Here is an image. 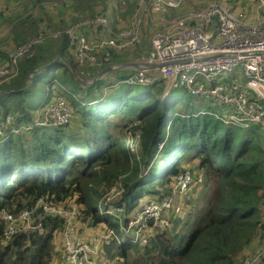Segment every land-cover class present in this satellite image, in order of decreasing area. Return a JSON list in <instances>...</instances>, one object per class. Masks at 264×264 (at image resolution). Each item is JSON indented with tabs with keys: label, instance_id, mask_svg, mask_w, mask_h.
I'll list each match as a JSON object with an SVG mask.
<instances>
[{
	"label": "trees",
	"instance_id": "obj_1",
	"mask_svg": "<svg viewBox=\"0 0 264 264\" xmlns=\"http://www.w3.org/2000/svg\"><path fill=\"white\" fill-rule=\"evenodd\" d=\"M42 1L0 0V24L16 5L20 17L31 18ZM236 1L243 9L236 7ZM232 2L235 10H248L245 0ZM75 5L87 17L106 10L104 5L94 6L92 0H76ZM43 21L51 28L67 26L48 14L29 23L23 19L20 27L35 26L34 35L27 36L25 29L9 21L12 36L8 41L0 38V47L8 49L0 48V55L7 57L10 50L35 39L46 24ZM58 56L70 61L79 77L89 81L104 68L95 70L75 62L63 34L58 40L35 45L19 59L16 75L0 84V116L17 114L16 127L31 123L33 110L47 104L53 95L65 96L74 108V117L66 126H34L0 139V211L17 214L38 200L61 208L75 206L74 227L83 240L110 231L121 237L101 245L92 257L94 264H103L96 261L101 248H106L105 257L111 260L107 264H242L264 237V137L259 127L223 124L212 114L216 107L204 109L202 100L186 96L185 89H172L163 99L162 89L156 86L121 83L107 92L101 89L102 79L85 86L61 59L33 74L32 84L23 89L30 72ZM121 56L113 53L110 62L120 63ZM127 73L118 72L117 80ZM66 85L87 98V103L75 108L74 96L62 92ZM52 88L58 91L52 93ZM39 92L43 93L41 103ZM115 115L117 119L110 118ZM183 160L193 161L197 172L186 169ZM185 172L191 173L192 182L184 195L194 183H213L204 203L182 205L174 213L180 229L169 233L165 230L169 226L156 227L146 245L133 242L134 229L125 235L120 226L126 227L144 203L171 197L178 176ZM113 186H119L121 192L113 202H106L104 197ZM178 197H173L176 204ZM116 206L122 208L118 217L102 212ZM39 219L43 232H21L6 239L0 219V264H52L58 254L53 252V238L61 233L62 220L38 213L34 221ZM98 224L102 228L93 232ZM253 240L256 245L246 249Z\"/></svg>",
	"mask_w": 264,
	"mask_h": 264
},
{
	"label": "built area",
	"instance_id": "obj_2",
	"mask_svg": "<svg viewBox=\"0 0 264 264\" xmlns=\"http://www.w3.org/2000/svg\"><path fill=\"white\" fill-rule=\"evenodd\" d=\"M253 1L252 12L235 10L231 0H214L197 11L188 10L179 17L167 19L164 15L179 8L183 0H138L134 18L126 30L113 32L108 19L98 16L50 35L57 38L67 34L79 65L100 69L110 63L111 50L120 52L137 46L142 38L141 30L148 23L153 31L149 50L143 56V63L133 67L123 83L158 86L163 99L172 89H185L192 97L215 106L220 114H212L225 125L241 128L257 125L264 137V0ZM156 23L159 29L154 28ZM88 25L101 27L109 36L89 42L77 33L78 28ZM41 35L44 39L43 32ZM32 40L9 53L6 67L0 68V84L16 75L18 61L29 54ZM233 72L234 76H225ZM14 117L9 114L0 117V139L34 126H66L73 119L74 111L64 97L56 95L35 110L31 123L16 127ZM191 182V173L179 175L171 197L161 202L144 203L133 220L120 228L125 234L134 229L131 240L146 245L147 239L141 232L167 228L170 213L180 211L173 201L174 195H183ZM120 192L119 186H113L110 197ZM38 211L61 218L62 250L67 264H94L92 257L101 245L109 244L112 238L118 239L110 231L101 237L93 236L90 241L83 240L74 227L76 208L56 207L43 200L17 214L0 211L3 237L10 238L21 232H43L42 220L34 221ZM102 212L118 217L122 208L109 207ZM242 264H264V237Z\"/></svg>",
	"mask_w": 264,
	"mask_h": 264
},
{
	"label": "rangeland",
	"instance_id": "obj_3",
	"mask_svg": "<svg viewBox=\"0 0 264 264\" xmlns=\"http://www.w3.org/2000/svg\"><path fill=\"white\" fill-rule=\"evenodd\" d=\"M43 1H51V2H56V3H62L63 5H64V9H66V11H60V10H58L60 13H61V15H62V17H63V19L66 21V22H71V24L70 25H68L66 28H65V30L66 29H68L69 27H71L72 25H75V24H77L78 22H80V21H83V20H85L84 19V17H86V16H84V15H86L84 12H82L81 11V7L79 8V9H77L76 8V5H75V3H76V0H43ZM42 1V2H43ZM78 1V0H77ZM108 1H110V2H114V3H117L116 2V0H92V4H95L96 5V7H99V8H102V6L104 5L105 6V4L108 2ZM213 0H183V2H182V5L179 7V8H177V9H174V10H170L166 15H164L165 16V18H167V19H171V18H174V17H179V16H181L185 11H188V10H194V11H197V10H199V9H201V8H203V7H205L206 5H208L209 3L211 4V2H212ZM246 2H245V5H244V9L246 8V9H248V12H252L253 10H254V8H255V2L253 1V0H245ZM240 3H241V1H240ZM205 4V6H203V7H199V8H196V7H192L193 5H198V6H201V5H204ZM236 7H238V8H242L243 9V7L242 6H239L238 5V1H236ZM19 6V5H18ZM17 6V7H18ZM40 6H41V2H40ZM17 7H13V11L11 12V13H8V17L5 19V20H3V22L4 23H1V25H2V27H4L5 28V25L6 24H8L9 23V21H13L14 20V23H15V25H17V27L18 28H20V23H22V21H23V19H27V22L26 23H29L32 19H34V18H36V17H34V16H40V11L39 10H41L40 9V7L39 8H36L34 11H39V15H37L35 12L34 13H32V17L31 18H22V17H20L19 15H20V13H18V12H21V11H19L18 10V8ZM120 9H123L121 12H117V13H114V15L117 17V19H116V23H120V25H125L129 20H130V18H131V15H132V13H133V8L132 9H130L129 8V5H123L122 7H120ZM25 11V10H24ZM23 11V12H24ZM105 11V10H104ZM107 11V10H106ZM172 11V12H171ZM103 12V11H102ZM147 26H149V24H146ZM145 26V25H144ZM24 27H28V33H23L24 35H27V36H31V35H34V31H35V26H33V25H31V26H29V24H25V26ZM159 27H160V25L158 24V23H156L155 24V26H154V28L155 29H159ZM7 30H9L8 28H7ZM43 34H44V32H43ZM151 34L153 35V31H152V28H150L148 31H146V35L144 34H142V38H141V41H140V43L135 47V48H138L137 50H134V54L135 55H137V51L139 52V54H141V53H145L146 51H148L149 50V45H150V42H149V40L151 41V39H150V36H151ZM62 35V34H61ZM32 41H34L33 42V44H32V46H31V48H30V51H31V49L35 46V45H38V44H40V43H42L43 41H45L43 38H42V35H41V33H40V31L38 32V37L35 39V40H32ZM29 42H31V41H29ZM28 42V43H29ZM1 48V47H0ZM1 50H8L7 48H1ZM12 50H10L9 52H8V54H7V57L6 56H1L0 55V68H3V67H6V65H7V59H8V55H9V53L11 52ZM123 56V55H122ZM121 56V57H122ZM6 57V58H5ZM2 62V63H1ZM234 73L235 72H233V73H231V74H227V75H225V76H234ZM81 78V77H80ZM156 87H158V86H156ZM103 88V85L101 86V89ZM159 88V87H158ZM52 90V93H54V92H56V91H58V89L57 88H52L51 89ZM63 92V94H65V95H67V93H70L71 95H73V96H78V91L76 90V89H74V88H72V87H70V85H66V88H65V91H62ZM43 93L41 94L40 92H39V94H38V101L41 103L42 102V100H43ZM188 95V93L186 94V96ZM84 102H86V100H85V98H82V97H80L79 99H77V100H75L74 102H73V106L75 107V108H78L80 105H82ZM87 103V102H86ZM208 106H210L209 105V103L208 102H206V101H204V100H202V107L205 109V108H207ZM217 114H220V111L219 110H216L215 111ZM7 114H9V115H12L13 117H14V115H15V117L17 116V114H12V113H10V112H8ZM76 115V114H75ZM15 117H14V119H15ZM110 118L111 119H114V118H118V116H110ZM77 120V118H75L73 121H72V123H74L75 121ZM184 161V166H185V168L186 169H193V166H194V163H193V161H185V160H183ZM196 170H198V169H193V170H191V171H195V172H197ZM205 184H204V181L203 182H200V183H198V184H193L192 186V188L187 192V194H183V195H179V197H178V203L176 204V206L179 208V210L181 211V208H182V205H185V207H186V205H191V206H198V205H202L203 203H204V199H205V197L207 196V194H208V192H209V189H210V186L209 185H213V183L212 182H210L209 184H208V186H204ZM110 195H111V193H110V190L108 191V193L105 195V197H104V200L106 201V202H113V199H115V197H110ZM192 204H194V205H192ZM73 205V204H72ZM71 206V205H70ZM75 207V206H74ZM197 209H198V207H197ZM196 212V210L194 211V212H192V214L189 216V220H191V219H193L192 218V216H193V214ZM38 213H41V212H37L36 214H38ZM187 215H188V213H187ZM173 216H175V214L174 213H170V218L172 219V220H170L171 222H170V225H169V227L167 228V229H165L167 232H169L170 233V231H173V230H177V228L179 227V222H176V221H174V217ZM186 216V215H185ZM187 217V216H186ZM186 217H185V219H186ZM120 220H122V217H121V219ZM190 224H191V221L190 222H187L186 224H185V228L186 229H188L189 227H190ZM118 225H120V224H118ZM102 224H98L97 226H96V228L95 227H93V228H95V229H91L93 232H95V231H98V230H100L101 228H102ZM179 229H180V227H179ZM81 230H83V227L81 228ZM88 230H90L89 228H88ZM153 230L154 229H152V231H150L149 232V229H145L144 231H142L141 232V235L144 237V238H146L147 239V237H148V235L150 234V233H152L153 232ZM91 231V232H92ZM127 234H130V233H126L125 235H127ZM105 235V234H104ZM104 235H101V236H104ZM101 236H98V237H101ZM126 237V236H125ZM121 237H118V239H120ZM118 239H116L117 241H118ZM61 244H62V230H61V233H58V234H55V236H54V238H53V252L54 253H56V251L58 252V254H54L55 256L53 257V260H52V264H65V261H64V258H63V251H62V246H61ZM142 246H144V245H142ZM105 249L106 248H101V251H100V253H99V255L95 258L96 259V261H100V262H102L103 264H107V263H111V260L109 259V262L107 261V259H106V257H105ZM57 255H58V257L59 258H57Z\"/></svg>",
	"mask_w": 264,
	"mask_h": 264
},
{
	"label": "crops",
	"instance_id": "obj_4",
	"mask_svg": "<svg viewBox=\"0 0 264 264\" xmlns=\"http://www.w3.org/2000/svg\"><path fill=\"white\" fill-rule=\"evenodd\" d=\"M137 1L138 0H116L117 3H114V2H110L108 1L106 4H105V8L106 10L103 12V13H100L99 15L97 16H94V17H84L85 20H91V19H94L95 17H98V16H103L105 17L106 19H108L109 21V26H110V29L113 31V32H118V31H121V30H126L130 27V24L134 18V14H135V11L137 9ZM214 1V0H213ZM232 2V0H231ZM133 4V13L131 15V18L130 20L125 24V25H120V23H116V19L117 17L114 15V13H117V12H121L123 9H120V7H122L123 5H131ZM232 5H233V2H232ZM18 6V5H16ZM94 6H96L94 4ZM10 7H13V6H10ZM41 10L40 11V16H43L45 14H48L50 16H52V19L56 22V21H64L67 26L71 24V22H66L61 13L58 11H66V9H64V5L62 3H56V2H51V1H43L41 2V6L40 4L36 6V8H39ZM114 8L116 9L114 11ZM39 11H32V13H36L37 15H39ZM248 11V10H247ZM172 12V11H171ZM10 13V12H9ZM111 16V17H110ZM34 17H37V16H34ZM5 20V19H4ZM83 20V21H85ZM113 20V21H112ZM44 23H46L45 21H43ZM81 22V21H80ZM78 22V23H80ZM13 23H14V20H13ZM146 24L148 23H145V26H143L142 30H141V36L142 34L146 35V31H148L150 29L149 26H147ZM25 25H23L22 27L18 28V29H25L24 33L28 32V27H24ZM66 26V27H67ZM73 26V25H72ZM66 27H63V28H51L47 25V23L45 25H42L41 27V30L38 29V31L41 32H44V40H47V39H51V40H58L59 37L57 38H53L50 34L51 32L53 31H60V30H65ZM7 28L9 30H7ZM77 33L78 34H81L83 35L89 42H94L96 40H105L107 39V37L109 36L108 34H106L103 29L101 27H95V26H84V27H81V28H78L77 29ZM63 35V34H62ZM66 35L67 37V40H68V50L73 58V60L75 62H77L75 60V57L73 56V53H72V47L70 46V43H69V38H68V35L67 34H64ZM8 36H12L11 35V32H10V28L7 26V24L5 25V28L2 27V25L0 24V38L4 41H8L7 37ZM152 37V34L150 36V39ZM150 42V40H149ZM10 44H12V42H10ZM136 46H133V47H128L127 49L123 50V51H120V52H117V51H113L111 50V58H112V55L113 53L115 54H119V55H123V58H122V61L120 63H109L107 64L106 66H104V68L110 66V65H128V64H134V65H139V64H142V59H143V56L146 54L145 53H141L139 54V52L137 51V55H135L133 52L134 50H137L138 48H135ZM57 58V57H56ZM110 58V60H111ZM2 63V62H1ZM78 63V62H77ZM136 63H139V64H136ZM79 64V63H78ZM133 65V66H134ZM103 68V67H102ZM103 68V69H104ZM101 69V68H100ZM100 69H95V70H100ZM102 69V70H103ZM133 69L132 66H126V67H120V68H117L116 70L112 71V72H109L107 74H105L101 79H102V83L103 84V88H102V91L104 89V91H110L114 86L117 87L119 84H125L123 83L122 81L127 77L128 73ZM152 69V68H151ZM76 70V69H75ZM127 71L128 70V73L127 75L125 76L124 79H122L121 81H118L117 80V75H120L118 74V72H121V71ZM78 73V72H77ZM100 73V72H99ZM122 74V73H121ZM84 79V78H82ZM94 79V78H93ZM87 80V79H85ZM92 81V80H91ZM89 80H87V82H91ZM111 81V83H109ZM29 83V82H28ZM109 83V84H108ZM107 84V85H106ZM127 85V84H126ZM27 86V85H26ZM25 86V87H26ZM136 86V85H135ZM25 87L23 89H25ZM22 90V89H21ZM79 94V93H78ZM58 96H62V95H58ZM53 96H51V98H53ZM64 97V99L66 100L65 96H62ZM81 96L78 95V96H74V98L77 100L79 99ZM84 98V97H83ZM86 102H87V98H85ZM67 101V100H66ZM209 105L212 106V104L209 103ZM41 107L38 106L36 107L34 110H33V113L35 112V110L37 108ZM215 107V106H214ZM217 109V108H216ZM218 110V109H217ZM73 111H74V108H73ZM210 113V112H208ZM216 113V112H214ZM1 117V116H0ZM33 117V116H32ZM218 119V118H217ZM224 124V123H223ZM256 240V239H255ZM253 240L246 249H251L252 247H254L256 244V241Z\"/></svg>",
	"mask_w": 264,
	"mask_h": 264
},
{
	"label": "water",
	"instance_id": "obj_5",
	"mask_svg": "<svg viewBox=\"0 0 264 264\" xmlns=\"http://www.w3.org/2000/svg\"><path fill=\"white\" fill-rule=\"evenodd\" d=\"M59 59L63 60V62L66 63V64L69 66V68H70L72 74H73L77 79H79L80 82H81L83 85H85V86L93 84L94 82H96V81H98L99 79H101L105 74H107V73H109V72H112V71L116 70V68L126 67V66L137 67V65H134V64H133L134 66H133L132 64H128V65H117V66H116V65H110V66L104 68L100 73H98V74L94 77V79H92V81L89 83V82H87V80L82 79V78L79 77L77 71L75 70V68L73 67V65L71 64L70 61H68V60L65 59V58H62L61 56H58V57L55 58L51 63H49V64H47V65H45V66H43V67H41V68H39V69H36V70L30 72V73L28 74L29 83H28V85H27L25 88H27L28 86H30V85L32 84V75H33V74H35V73H37V72H40V71H42L43 69H45V68L51 66L53 63H55V62H56L57 60H59ZM136 64H139V63H136ZM8 92H10V91H8Z\"/></svg>",
	"mask_w": 264,
	"mask_h": 264
}]
</instances>
